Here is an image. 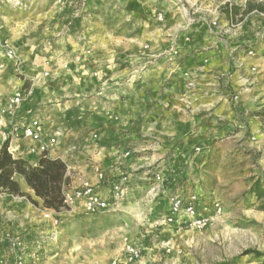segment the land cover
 Returning <instances> with one entry per match:
<instances>
[{
	"label": "crops",
	"instance_id": "crops-1",
	"mask_svg": "<svg viewBox=\"0 0 264 264\" xmlns=\"http://www.w3.org/2000/svg\"><path fill=\"white\" fill-rule=\"evenodd\" d=\"M158 13L164 22L156 21ZM5 41L14 59L1 48ZM25 81L31 95L18 116L0 115V146L4 131L31 119L48 132L62 131L59 146L48 155L71 168V189L123 182L130 196L143 190L154 213L167 193L182 190L186 197L198 194V211L208 215L199 210L203 193L189 185L208 181L206 200L208 191L226 180L219 173L223 165L239 158H253L248 167L257 172L238 180L264 178V0H88L64 10L56 0H0V110ZM9 144L15 158L39 161L30 152L32 141ZM158 173L166 177L164 185L154 181ZM20 200L26 201L0 193V210L10 211ZM28 202L23 210L14 206L16 217L54 213ZM115 207L125 209L124 203ZM38 219L27 224L38 226L43 222ZM16 224L4 226L1 240L19 229ZM57 229L51 225L49 232ZM122 239L120 250L97 252L85 264H166L168 257L159 263L163 259L150 245L130 260L137 240ZM27 240L23 246L31 251ZM11 255L9 245L0 242V257L13 264Z\"/></svg>",
	"mask_w": 264,
	"mask_h": 264
},
{
	"label": "rangeland",
	"instance_id": "rangeland-1",
	"mask_svg": "<svg viewBox=\"0 0 264 264\" xmlns=\"http://www.w3.org/2000/svg\"><path fill=\"white\" fill-rule=\"evenodd\" d=\"M1 110L0 115L3 116ZM243 160L244 158H239L233 163L223 165L219 173L227 181H222L213 187L214 190H209L206 200L202 196L206 192L204 188L208 181L203 186L201 181L197 182L196 187L194 185L195 188L188 186V189L203 193L199 210L209 213L210 217V222L203 229H196L188 219L178 217L182 222L180 226L174 224L178 218L169 221L170 217L163 211L166 208L165 203L169 204L170 192L166 194V199L165 195L164 200L157 203L156 208L159 209L154 213L150 210V204L154 202L145 197L143 190H139L137 195L132 193L128 200L122 202L125 205L124 210L114 207L113 210L96 216L73 209L54 212L50 214L52 219L46 218L44 214L42 216L41 212L33 217L25 214L26 217L19 218L15 213L18 209L14 206H21L23 210V203L28 201L12 202L10 211H6V207L3 211L0 210V227L3 229L5 225L16 222L19 229L11 230V233L23 244V240L28 239L32 250L28 251L23 246V254L32 257H22L24 264H85L88 257L96 255L97 252L110 255L120 250L124 243L122 236L137 240L134 248L142 250L143 245H150L162 257L163 260L159 263H164L165 257H168L166 264H264V213L257 211L256 198L248 189L255 175L245 181L236 178L244 173L255 174L257 169L248 167V164L254 165L253 158ZM151 181L146 182L148 184L145 190L152 184ZM233 183H238L239 186H233ZM28 203L33 206L32 209L38 208L41 211L39 206ZM217 204L221 208L225 206V210L212 213ZM34 217H41L43 222L38 226L27 224ZM56 220L58 223L55 227L58 229L52 235L49 229ZM167 250H171V253ZM253 252H259L262 256ZM11 257H14V264L17 259L14 255Z\"/></svg>",
	"mask_w": 264,
	"mask_h": 264
},
{
	"label": "built area",
	"instance_id": "built-area-1",
	"mask_svg": "<svg viewBox=\"0 0 264 264\" xmlns=\"http://www.w3.org/2000/svg\"><path fill=\"white\" fill-rule=\"evenodd\" d=\"M88 0H56V5L60 10L67 8H72L76 4L81 3L86 4ZM80 12L75 11V17H79ZM156 21L159 23L164 22V16L162 13L156 14ZM1 48L6 51V56L9 59L15 58V51L8 41L1 44ZM249 56H255L254 50L248 52ZM48 75V74H45ZM31 95L30 90H20L14 96L10 97L7 101L6 106L1 110L3 116H7L14 119L18 116L23 103H25L29 96ZM63 136L62 131L48 132L45 125L38 119L28 120L27 123L13 124L9 131H4L1 134V138L4 142L10 141L11 139H28L34 143L30 148V152L42 156L43 154H48L53 151L57 146H59L61 137ZM94 138H98V135H94ZM197 152L201 150L196 149ZM130 154L126 153V157ZM71 168L67 165V176L70 178ZM104 175L99 172V180L102 181ZM154 181L163 185L166 182V177L162 173H158L154 177ZM70 186V185H69ZM68 186L64 192V204L70 208V210L79 208L86 215L96 216L104 214L113 210V208L122 203L130 197V189L123 182L111 184L107 189H101L96 186L85 184L78 188L71 189ZM199 197L197 195H190L188 197L184 196L182 190H177L169 194V206H170V218L169 221L172 222L173 219L181 218L188 219L192 221V225L196 229H203L210 222V217L208 215H201L198 211ZM216 212H221V207L217 204ZM48 210V209H47ZM52 211V210H50ZM52 213H46L45 217L52 219L50 215ZM58 221L54 222V227L57 226ZM2 228L0 227V235ZM3 240L0 238V242L4 241L9 245L12 254L17 260L14 264H23V243L20 239L11 231H7L3 234ZM142 255V250L140 248H133L131 250L130 260L138 259ZM0 264H10L6 257H0Z\"/></svg>",
	"mask_w": 264,
	"mask_h": 264
},
{
	"label": "trees",
	"instance_id": "trees-1",
	"mask_svg": "<svg viewBox=\"0 0 264 264\" xmlns=\"http://www.w3.org/2000/svg\"><path fill=\"white\" fill-rule=\"evenodd\" d=\"M28 88V81H25L23 89L28 90ZM18 179L25 182L33 191L34 197L23 191ZM69 185L67 164L61 159L43 154L36 164H31L12 155L9 141L0 146V193L25 198L32 204L37 206L41 204L45 209L61 213L70 211V208L64 204V192ZM250 192L256 198L257 211L264 213V178H256ZM253 253L262 256L259 252Z\"/></svg>",
	"mask_w": 264,
	"mask_h": 264
}]
</instances>
